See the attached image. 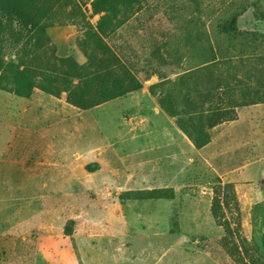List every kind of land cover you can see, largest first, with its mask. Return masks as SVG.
Returning <instances> with one entry per match:
<instances>
[{"label": "rangeland", "instance_id": "rangeland-1", "mask_svg": "<svg viewBox=\"0 0 264 264\" xmlns=\"http://www.w3.org/2000/svg\"><path fill=\"white\" fill-rule=\"evenodd\" d=\"M12 1L36 27L6 36L0 71L35 84L0 90V264H264V160L219 174L234 121L197 149L167 110L264 104V0ZM72 65L142 88L86 109L42 90Z\"/></svg>", "mask_w": 264, "mask_h": 264}, {"label": "trees", "instance_id": "trees-1", "mask_svg": "<svg viewBox=\"0 0 264 264\" xmlns=\"http://www.w3.org/2000/svg\"><path fill=\"white\" fill-rule=\"evenodd\" d=\"M105 1H96L95 6L105 3ZM30 13H34V8L24 5L23 2L12 1V3L4 5L0 3V53L6 48L4 47L6 36L12 37L20 42L22 40V33L25 32L28 34L32 30H35L36 25L29 17ZM41 15L46 16L45 14ZM82 17L83 23L92 30V26L87 22L86 17L83 15ZM13 18L20 19V22L17 24V29L12 28ZM40 20H44V17H40ZM70 68L69 74L65 76H47L41 73L43 80L46 82L45 85H42V90L52 95L66 94L68 103L83 109L99 106L102 103L113 101L142 88L141 83L134 79L130 80L129 85H127V82L117 83V81L110 82L109 80H102L100 76L98 77L96 74H93L86 65H72ZM0 72V90L14 89L13 92L19 97L30 96L34 89V81L28 79L24 84H19L18 81L15 80V86L23 87H12L10 86V77L5 73L3 67ZM74 80H77L76 84ZM182 104L184 106L183 110L180 109V105ZM164 105L166 106V103H164ZM194 107V103L187 100L180 104H174L167 110L173 118L177 119L179 129L197 149L205 147L210 143L209 131L211 129L221 123L235 121L238 118L237 115L231 117L221 114L214 115L211 113L212 115L206 117L204 121L201 118L198 120L194 118ZM184 111H189L186 118L182 117Z\"/></svg>", "mask_w": 264, "mask_h": 264}, {"label": "crops", "instance_id": "crops-1", "mask_svg": "<svg viewBox=\"0 0 264 264\" xmlns=\"http://www.w3.org/2000/svg\"><path fill=\"white\" fill-rule=\"evenodd\" d=\"M237 115V120L232 122L233 127L229 129V132L233 131L234 157L232 164L218 163L215 165L211 158H207L206 161L212 164L211 166H215L213 170L219 174H232L242 180V178L258 175L256 169L259 166L253 165L254 160H257L256 158L264 160V104L238 108ZM208 149L202 151L204 156L209 155L210 150ZM248 152L250 157L247 159L252 158V161L242 164L241 160L246 158ZM261 177L264 179V169Z\"/></svg>", "mask_w": 264, "mask_h": 264}]
</instances>
